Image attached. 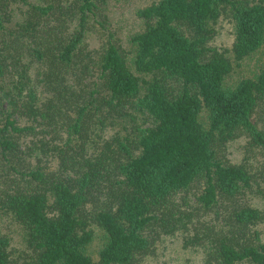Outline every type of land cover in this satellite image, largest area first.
Returning <instances> with one entry per match:
<instances>
[{
	"label": "trees",
	"instance_id": "obj_1",
	"mask_svg": "<svg viewBox=\"0 0 264 264\" xmlns=\"http://www.w3.org/2000/svg\"><path fill=\"white\" fill-rule=\"evenodd\" d=\"M109 2L0 0V264H264V0H152L128 47Z\"/></svg>",
	"mask_w": 264,
	"mask_h": 264
},
{
	"label": "rangeland",
	"instance_id": "obj_2",
	"mask_svg": "<svg viewBox=\"0 0 264 264\" xmlns=\"http://www.w3.org/2000/svg\"><path fill=\"white\" fill-rule=\"evenodd\" d=\"M38 2L40 0H32ZM152 0H110L109 14L111 27L117 32L119 38L128 47L131 34L139 31L143 27V22L136 18L135 11L139 7L149 4ZM219 33L215 40V45L230 48L233 36V26L230 21L223 19L218 24ZM264 61V48L251 57H248L240 64L234 63V71L231 74L232 80L242 76L251 75ZM242 142L236 141L230 144L229 154L235 161H240L244 156ZM261 228L264 231V224ZM14 236L17 247L21 246L22 233L19 226L13 224L5 228ZM99 241L96 239L89 246V253L97 257L96 249ZM144 264H206L203 254L196 249H186L176 236H166L156 244V251L144 260Z\"/></svg>",
	"mask_w": 264,
	"mask_h": 264
}]
</instances>
